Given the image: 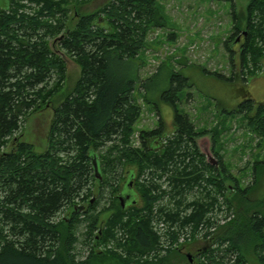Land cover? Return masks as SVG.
<instances>
[{"label":"trees","instance_id":"trees-1","mask_svg":"<svg viewBox=\"0 0 264 264\" xmlns=\"http://www.w3.org/2000/svg\"><path fill=\"white\" fill-rule=\"evenodd\" d=\"M9 1L13 3L15 0H0V149L10 143L9 150L0 154V186L5 192L0 201V223H10L11 232L22 240L18 243L16 240L3 241L0 264H90V259L99 257L103 260L107 255L127 264L129 257L123 259L111 250L91 252L85 260L75 262L71 248L76 241L74 229L80 220L77 218L79 206L74 198L91 179L96 180L99 187L111 188V194L116 193L123 170L129 167L132 172L135 159H141L143 173L147 168L154 169V172L158 169L171 171L168 202L160 207L162 212L159 216L171 221L179 218L182 225L189 221L198 223L216 203L215 193L223 194L225 179L231 177L222 162L219 180L214 174L200 175L197 163L199 150L192 136L209 135L215 147L217 133L226 129V124H221V121L227 117L219 120L215 127L198 131L189 115L178 107L184 88L192 85L180 70L160 64L151 75L140 78L138 55L144 32L158 23L159 14L164 17L159 3L162 0H114L94 13L81 14L76 10L67 23L58 18L56 24L42 19L43 13L48 12V17L57 11L65 14L66 9L61 7L65 0H36L45 2L46 7L31 15L12 10ZM250 1L247 22L252 35L258 36L262 42L264 0ZM254 10L257 19L252 23ZM72 19H75L73 24L70 22ZM240 24L239 20L237 25ZM52 37L55 44L61 46V51L48 46L47 39ZM243 49L242 60L246 63L247 47ZM248 50L255 59L253 56L259 54L261 48L250 46ZM63 53L76 61L80 75L53 109L46 135V150L35 152L32 144L16 137L8 138L18 129L19 118L27 109L43 107L61 87L65 68ZM51 71L57 73L58 80L46 88ZM162 71H166L167 78L164 86L154 89L152 80ZM136 90L158 117L155 127L138 131L136 141L145 144L151 136H162L160 158L152 155L146 146L133 147L135 124L141 114V107L134 98ZM160 104L173 109L172 129L175 131L167 136L163 133L166 123L160 115ZM228 114H238L241 122L257 137L256 145L260 144L264 139L263 102H256L251 96L244 97L232 111L221 116ZM210 129L217 130V133ZM59 154L71 157L63 159ZM93 159L97 161L100 178L95 176ZM260 162L263 164L264 160ZM254 171L255 178V167ZM208 183L214 185V194L208 189ZM196 185L200 196L184 202L186 194ZM155 188L152 179L141 183V199L145 208H152L158 200L159 196L153 193ZM237 190L238 195L250 193L249 188L237 186ZM98 200H89L87 209L96 210V213L105 210L103 207L97 211ZM263 202L260 199L252 202L242 196L232 218L219 226L217 242H227V249L236 253L240 264L247 260L250 250L259 263L264 264ZM68 204L73 205L72 216L53 223L50 217ZM166 208L170 211L164 210ZM21 209L27 212L19 211ZM109 209L113 212L105 222L102 240L108 239L113 227L126 216L125 225L129 226L131 236L126 249L128 254L145 251L155 243L156 236L150 228L148 213L137 215V209L132 206L127 210L116 199H111ZM182 212L188 214L180 219ZM87 221L85 234L90 238L96 227V216ZM1 229L0 225V233ZM48 239L60 245L44 250ZM165 263L171 264L167 256L144 264Z\"/></svg>","mask_w":264,"mask_h":264},{"label":"rangeland","instance_id":"rangeland-1","mask_svg":"<svg viewBox=\"0 0 264 264\" xmlns=\"http://www.w3.org/2000/svg\"><path fill=\"white\" fill-rule=\"evenodd\" d=\"M65 1L66 3L61 6L66 9L65 14L62 15V12L57 11L54 16L48 17L46 15L48 12H45L42 19L56 24V20L61 18L64 20L62 23H67L74 17L76 10L81 14L94 13L114 0ZM159 3L164 17L159 14L157 16L158 23L144 32L143 44L138 55L139 76L141 79L146 78L160 64H165L175 71L180 70L192 85L184 88V95L178 107L189 115L198 131L215 127L219 120L227 117L221 121V124H226V129L223 132L217 133V130H210L217 133L215 147L218 149L221 162L231 178L225 179L223 194L215 193L214 185L208 183V189L212 194L215 193L217 201L198 223L189 221L182 225L178 218L173 221L167 220L168 224L163 219L161 221L164 224L160 223L159 225L157 223V220L161 219L159 215L156 216L157 220L153 216H149L150 228L156 236L155 243H152L150 248L145 251H134L129 254L126 249L131 236L129 226L125 225L126 216L121 223H117L113 227L112 234L108 239L104 241L100 238L106 226L105 222L109 220V216L113 212L109 209L111 199H116L115 194H118L119 191L111 194V188L99 187V183L91 179L74 198L76 205L80 206L77 216L80 221L74 229L76 241L72 245L71 254L74 256L75 262L85 260L91 252L111 250L122 256L123 259L129 257L130 261L127 264L157 262L159 258L165 256L171 264H240L236 260V253L227 249V242L219 244L216 236L220 229L219 226L232 218L237 203L242 202V196L252 202L258 199L264 201V163L260 162L264 160V139H261L260 144L256 145L257 137L248 130L244 122H241L238 114L222 116L221 114L232 111L237 103L247 96H251L256 102H264V41L261 42L258 36L254 37L251 33L252 28L248 25L250 0H233L232 3L214 0H162ZM8 4L12 10L16 9L19 13L25 12L27 15L34 14L44 6L46 7L45 2L36 0H15L13 3L9 1ZM255 10L252 12L250 20L252 23L257 19ZM239 20L242 24L237 25ZM54 21L55 23H53ZM70 22L73 24L75 19ZM242 31L246 33V43L242 44L243 48L247 47L246 63L243 61L244 59L242 60L243 54L240 62L238 44L235 45L237 36L240 37L239 42L243 41ZM47 43L57 52L61 51V46L55 44V38H48ZM250 46L261 48L260 53L253 56L255 59L251 57L253 54L248 50ZM63 57L65 60L64 80L59 91L57 90L53 99H49L38 110L27 109L19 118L18 129L8 138L16 137L19 141L32 144L35 152L46 150V135L53 109L62 100L63 95L71 90L80 75V67L76 61L64 53ZM57 78V73L51 71L46 88L52 87L58 80ZM248 78L251 80L249 83ZM166 79V71H162L157 78L152 80L154 89L164 86ZM134 98L141 107V114L135 124L136 130L133 135V147H138L136 141L138 131L155 127L158 117L150 104H146L142 100L137 90L134 93ZM159 108L160 115L166 123V130L163 132H167L169 135L170 130H173V109L167 104H160ZM208 137L209 135L199 140L206 141L204 145L203 142L200 144V151L205 149L208 140L211 142ZM197 143L199 146V142ZM9 146L10 143L8 146L2 147L0 154L7 152ZM59 156L63 159L71 157L65 156V154H59ZM254 167L257 174L256 179L254 178ZM126 170H123L122 173L124 178ZM213 173L207 172L204 173V176L207 177ZM143 179L146 180L145 174ZM237 186L240 189L249 188L250 193L238 195ZM3 190L0 186V201L5 193ZM196 190H190V193L186 194L184 202L197 199L196 196H200V194ZM99 195L102 197H98ZM98 198L97 211L103 207L105 210H99L98 213L95 212L96 210H88L89 200L93 201ZM142 205L143 202L140 201L135 208H142ZM72 207V204L63 205L54 216L50 217V220L53 223H58L63 218L69 219L72 216ZM262 207H264V202ZM19 211L27 212L26 209ZM188 212L185 214L182 212L180 219L187 216ZM87 215V220L96 216V227L90 238L85 234ZM0 225L2 228L0 245L5 239L16 240L17 243L22 240L11 232L10 223H0ZM172 225L174 227L171 228ZM93 235L96 237L93 238ZM45 244L44 250L60 245L51 239H48ZM187 255L191 258L190 261H188ZM89 262L90 264H122L118 258L115 259L110 255L104 257L103 260H100L99 257L92 258ZM242 264L260 263L253 251L250 250L247 260Z\"/></svg>","mask_w":264,"mask_h":264},{"label":"flooded vegetation","instance_id":"flooded-vegetation-1","mask_svg":"<svg viewBox=\"0 0 264 264\" xmlns=\"http://www.w3.org/2000/svg\"><path fill=\"white\" fill-rule=\"evenodd\" d=\"M242 36H243V41H240V37L237 36L235 40V45L238 44V51H239V58L241 62V56L243 54V46L242 44L246 42V33L242 31ZM55 45V44H53ZM231 50V49H230ZM235 51V49H233ZM250 79L248 78V83ZM263 102V101H261ZM264 103V102H263ZM170 134L173 133L175 130H170ZM166 136L168 133L163 132ZM206 137L207 135H198V136H192L193 139L195 140V143L197 145V148L199 150L200 144L203 142V145L206 141L202 140L199 141L201 138ZM209 138V137H208ZM149 142L148 143H141L139 140L137 141L138 147H148L152 153V155H156V157H161L162 156V151H163V143H162V136L160 135H155L151 136L148 138ZM210 139V138H209ZM152 142H151V141ZM161 141V142H160ZM211 141V140H210ZM199 142V146L198 143ZM136 148V146H134ZM139 158V156H137ZM135 165L133 166V171L130 172L131 169H127L125 174L126 177L124 178L120 176L119 180V185H118V194H115V198L118 200V202L122 205L123 208H126L127 210L130 207H136V205L139 204L141 199V183L144 181L143 177L144 174L146 176L147 180H153L155 183V190L153 193L155 195H158V200H156L152 206V208H144L142 205V208L138 207L135 208L137 209V215L141 214H146L148 213L150 217L157 218L156 216L159 215V213L162 212V209L160 208L164 203L168 202V191L171 190V183L169 177L171 176V171H162L160 169L156 170L154 172V169H148L145 173L141 171V159H135ZM197 163L199 164V173L200 175H203L204 173L209 172L210 170H213V174L215 177L219 180L220 179V173H221V159H220V154L219 151L216 147L212 146L211 142L209 140L207 141V145H205V149H202V151L199 150V157L197 160ZM123 178V179H122ZM125 179V180H124ZM121 181V182H120ZM193 190L198 189V186H194ZM162 199V200H161ZM92 202V200H91ZM143 202V201H142ZM80 207V206H79ZM164 210H169V208H166ZM139 216H137L138 219ZM166 222L167 220L164 219Z\"/></svg>","mask_w":264,"mask_h":264},{"label":"water","instance_id":"water-1","mask_svg":"<svg viewBox=\"0 0 264 264\" xmlns=\"http://www.w3.org/2000/svg\"><path fill=\"white\" fill-rule=\"evenodd\" d=\"M263 72H264V69H263ZM92 163H93V170H94L95 176L97 178H100V173H99L100 171H99V167H98L97 161L95 159H93ZM187 257L189 258V260H191L189 255H187Z\"/></svg>","mask_w":264,"mask_h":264},{"label":"built area","instance_id":"built-area-1","mask_svg":"<svg viewBox=\"0 0 264 264\" xmlns=\"http://www.w3.org/2000/svg\"><path fill=\"white\" fill-rule=\"evenodd\" d=\"M163 219H165V218H164V217H161V219H160V220H157V218H156V220H157V223H158L159 225H160V223L164 224V222H165V221H164V222H163V221H161V220H163ZM165 223H166V222H165ZM166 224H168V223H166ZM202 224H203V223H202ZM172 227H174V225H172V226H171V228H172Z\"/></svg>","mask_w":264,"mask_h":264}]
</instances>
